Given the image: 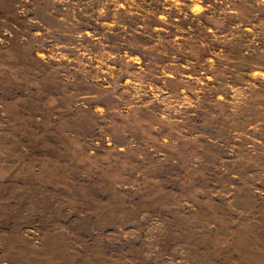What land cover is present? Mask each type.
<instances>
[{
    "label": "rangeland",
    "instance_id": "374dc122",
    "mask_svg": "<svg viewBox=\"0 0 264 264\" xmlns=\"http://www.w3.org/2000/svg\"><path fill=\"white\" fill-rule=\"evenodd\" d=\"M0 264H264V0H0Z\"/></svg>",
    "mask_w": 264,
    "mask_h": 264
}]
</instances>
